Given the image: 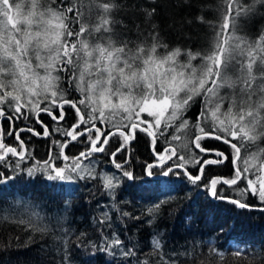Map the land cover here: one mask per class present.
<instances>
[{"label":"snow or ice","instance_id":"6c2138e0","mask_svg":"<svg viewBox=\"0 0 264 264\" xmlns=\"http://www.w3.org/2000/svg\"><path fill=\"white\" fill-rule=\"evenodd\" d=\"M88 3L86 19L83 0H0V164L7 165L9 156L17 158L13 170H18L22 162L33 158L21 133H40L31 127L18 128L16 121L34 118L42 124L41 113L53 121H63L67 107L75 111L77 122L70 130L55 131L71 139L52 141L59 151L53 154L50 148L47 160L36 161L27 169L29 175L43 172L49 180L72 181L73 174L84 179L87 173L95 179L82 158L91 160L93 154L105 153L110 140L118 137L120 144L110 153L111 162L123 177L134 179L130 158L118 163L116 157L126 151L139 131L151 138L155 156L145 165V175H157L153 170L159 169V175L168 177L180 169L196 185L204 178L206 166L229 160L224 152L202 144L214 139L232 149L233 174L231 178L214 177L204 188L213 198L249 208L252 205L247 202L221 196L217 188L243 183L238 189L240 196L250 195L264 203V32L253 38L243 33L244 23L258 14L257 6L264 7V0H221L215 24L198 17L208 23L212 36L208 47L196 53H182L180 47L169 50L155 32L137 41L124 38L114 30L112 16L119 7L116 0ZM22 8L27 11L22 12ZM144 11L147 17L155 14V8ZM152 27L155 29V25ZM181 55L187 57L186 61L179 59ZM197 59L200 63L194 65ZM198 97L201 107L193 122L187 114ZM42 126L43 136L49 137L48 127ZM169 129H173L171 135ZM5 137L14 138L20 150L6 144ZM158 140L166 145L160 151ZM73 141L89 146L70 157L65 149ZM172 141L180 142L179 155ZM242 149L246 153L243 158ZM195 150L215 158L205 159ZM57 161L63 166H57ZM101 179L109 192L119 185L115 173ZM159 207L148 209L149 214L158 212ZM112 210L129 215L115 206ZM102 215L98 223L110 228L109 212ZM33 230L44 231L37 227ZM102 239L106 248L100 251L116 255L119 248L124 257L136 255L124 248L115 233ZM152 247L160 249V240L154 237ZM236 254L240 255L239 250Z\"/></svg>","mask_w":264,"mask_h":264},{"label":"trees","instance_id":"16d2710c","mask_svg":"<svg viewBox=\"0 0 264 264\" xmlns=\"http://www.w3.org/2000/svg\"><path fill=\"white\" fill-rule=\"evenodd\" d=\"M17 2L26 3V0ZM116 3L119 7L112 16L116 22L114 30L124 38L137 41L155 32L160 43H166L169 50L180 47L182 53H196L208 47L212 36L208 23L201 22L198 17L203 16L204 21L215 24L221 0H116ZM257 7L258 14L243 25V33L250 38L264 32V7ZM152 8L155 14L147 17L144 10ZM88 9V0H83L86 19ZM92 22H95L94 12ZM179 59L186 61L187 57L181 55ZM192 63L197 65L200 61ZM200 100L198 97L187 114L193 122L201 107ZM65 112V119L59 122L45 113L40 115L42 124L34 118L16 121L18 128L31 127L40 135L28 131L21 133L33 158L22 162L20 169L13 170L17 158L10 156L7 165L0 164V173H3L0 176V264H264L261 258L264 255V211L240 208L228 200L220 201L203 186L214 177L231 178L233 165L229 145L214 139L202 142L208 148L224 152L229 160L221 165L206 166L204 178L196 185L180 169L176 170L178 174L168 177L159 175V169L153 170L157 175H145V165L153 162L155 156L151 138L139 131L126 151L116 157L118 163L130 158L134 179L123 177L111 162L110 153L120 144L118 137L110 140L105 153H95L91 160L82 158L95 179L87 173L84 179L73 174L72 181L49 180L43 172L29 175L27 169L34 167L36 161L47 160L50 148L53 154L59 151L52 141L71 139L55 131L57 128L70 130L77 122L73 109L66 107ZM42 125L48 127L49 137L43 136ZM3 127L7 131V122ZM172 133L173 129H169V135ZM5 143L18 147L14 138L5 137ZM179 143L172 141L178 155L181 153ZM88 146L73 141L65 154L78 156ZM164 146L163 141L158 140L157 151ZM195 151L205 159L215 158ZM245 155L242 149L241 157ZM57 166H63V162L57 161ZM188 167L196 174L192 165ZM114 173L119 177V185L114 192H109L103 188L101 177ZM243 186L240 183L232 187L218 185L217 188L221 196L247 202L252 208L264 207L256 197L240 196L238 189ZM156 205L160 206L158 212L149 214L148 209ZM113 206L129 215L113 212ZM104 211L111 217L110 228L98 223ZM34 227L44 231H34ZM113 233L123 241L124 248L132 249L136 255L124 257L119 248L115 250L116 255L100 251L106 248L102 236L111 237ZM154 237L160 240V249L152 247ZM237 250L240 255L236 254Z\"/></svg>","mask_w":264,"mask_h":264},{"label":"bare ground","instance_id":"6f19581e","mask_svg":"<svg viewBox=\"0 0 264 264\" xmlns=\"http://www.w3.org/2000/svg\"><path fill=\"white\" fill-rule=\"evenodd\" d=\"M249 209H257V210H263L264 211V207H260V208H252V207H249Z\"/></svg>","mask_w":264,"mask_h":264},{"label":"water","instance_id":"95a60500","mask_svg":"<svg viewBox=\"0 0 264 264\" xmlns=\"http://www.w3.org/2000/svg\"><path fill=\"white\" fill-rule=\"evenodd\" d=\"M132 141H133V140H132ZM132 141H130V142L132 143ZM219 200L221 201V200H228V199H219ZM228 201H229V200H228Z\"/></svg>","mask_w":264,"mask_h":264},{"label":"rangeland","instance_id":"374dc122","mask_svg":"<svg viewBox=\"0 0 264 264\" xmlns=\"http://www.w3.org/2000/svg\"><path fill=\"white\" fill-rule=\"evenodd\" d=\"M65 116H66V112H65ZM129 143H131V142H129ZM99 146V145H98Z\"/></svg>","mask_w":264,"mask_h":264}]
</instances>
